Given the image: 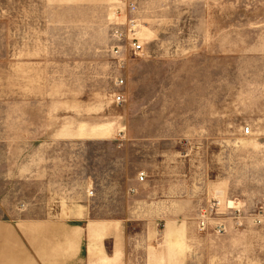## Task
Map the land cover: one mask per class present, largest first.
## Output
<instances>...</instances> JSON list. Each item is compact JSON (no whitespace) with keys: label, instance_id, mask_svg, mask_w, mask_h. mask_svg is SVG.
Masks as SVG:
<instances>
[{"label":"rangeland","instance_id":"obj_1","mask_svg":"<svg viewBox=\"0 0 264 264\" xmlns=\"http://www.w3.org/2000/svg\"><path fill=\"white\" fill-rule=\"evenodd\" d=\"M140 8L128 26L118 0H0V264H264V0ZM186 98L193 113L175 114ZM207 101L219 111L202 115ZM7 146H27L43 185L25 181ZM73 148L81 182L114 162L130 209L140 208L134 180L163 174L176 154L182 216L136 223L101 216L97 201L84 217L89 202L61 197L58 216L44 169L56 180ZM108 221L119 226L105 239Z\"/></svg>","mask_w":264,"mask_h":264},{"label":"crops","instance_id":"obj_2","mask_svg":"<svg viewBox=\"0 0 264 264\" xmlns=\"http://www.w3.org/2000/svg\"><path fill=\"white\" fill-rule=\"evenodd\" d=\"M192 106V102L188 101L187 98L183 101V103H175V114H184L185 116L191 115V113H193ZM214 108H216L217 112L219 111L218 104H214L210 101H207L203 104L201 103L200 113L202 115L205 114V112L212 113ZM144 118L145 115L143 114L142 119ZM185 120H187V118H185ZM208 120L215 121V119L210 120L209 118ZM153 133L158 132L153 131ZM144 147L145 146H143L142 149H145ZM46 149L47 148L44 147L45 166H47L49 163ZM7 152L9 154L16 153V163L18 165V170L30 176L29 178H25V181L37 183V180H40V178L33 176L34 161L30 152L28 155L27 146H7L5 147V153ZM72 152L73 156L71 161H63L59 159L56 161V165L58 166L57 175L55 178L56 180H52L53 178H48L49 174L47 170L44 169V193H56L58 195V205L56 206L58 216L64 215L62 213L64 212V208H61L60 206V201L62 199H64V201L66 200L72 202H78L81 200L85 203L89 202V204L85 205L81 211L82 216L84 217L93 216L92 213L95 209L92 208L91 203L97 201L102 202L104 204L102 208L107 211V213H104L101 216L108 218L134 219L136 223H141L143 219H166L182 216L177 209L176 154L174 155L173 160L169 157L168 160L164 162L163 167L167 168L168 170L163 174L161 172L151 173L150 175L154 176V178H150V180L147 182L146 178L143 182L139 181V178L134 180V188H136L139 192L136 201L140 208L130 209L128 199V182L122 181V175L120 174L119 169L116 170V168H114V162H110L108 165L101 163L95 164V166L91 167V170L104 169L109 171L106 172L103 178H100L99 180L93 179V181L87 180L81 182L77 178L81 165L80 160L76 159L79 153H76L75 148L72 149ZM227 152L228 154L232 155L231 159L235 161L237 155L235 150L229 149ZM153 157H156V153L153 154ZM228 159H230V157H228ZM115 166H118V164L116 163ZM113 169L116 170L115 173L118 172L116 174L119 176V178L112 177L115 174ZM36 175L42 177L41 173H36ZM38 184L43 185V183L40 182H38ZM140 191H144V194H147L141 195ZM69 196L72 197L69 198ZM118 203L124 205L122 210H118L116 208L113 209L114 205H118ZM78 210L79 209L75 205H72V207L67 206V216H74L76 213H78ZM139 218H142V220L140 221ZM117 225L115 222H106L104 225V233L100 234L99 236L104 237L105 239L115 237L117 235L116 228L119 226ZM65 228L66 225L62 224V229L64 230ZM138 248L140 247H132L131 245L128 248L125 247L126 250Z\"/></svg>","mask_w":264,"mask_h":264},{"label":"built area","instance_id":"obj_3","mask_svg":"<svg viewBox=\"0 0 264 264\" xmlns=\"http://www.w3.org/2000/svg\"><path fill=\"white\" fill-rule=\"evenodd\" d=\"M118 3L121 5V7L123 9H125V13H126V24L129 25H133L135 23H137L138 19V15L140 12V4L142 3V0H118ZM124 32H122L120 29L114 31L113 33V38L114 41H116L117 43H121L122 40H124L125 38ZM124 38V39H123ZM128 40L130 41V46L131 48L134 50V52H140L142 50V46L140 45V43L138 41H136L135 38H128ZM120 84H123V82L121 81ZM116 102L118 104L124 103V97L119 95L116 99ZM250 129L246 128V134H249ZM145 179V176L143 174L140 175L139 177V181L143 182ZM204 222L202 223V225L204 226Z\"/></svg>","mask_w":264,"mask_h":264}]
</instances>
